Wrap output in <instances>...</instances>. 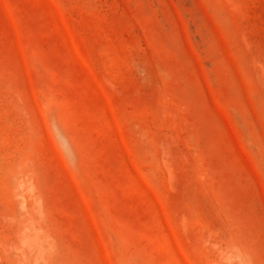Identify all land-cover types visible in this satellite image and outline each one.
Wrapping results in <instances>:
<instances>
[{
	"label": "rangeland",
	"instance_id": "1",
	"mask_svg": "<svg viewBox=\"0 0 264 264\" xmlns=\"http://www.w3.org/2000/svg\"><path fill=\"white\" fill-rule=\"evenodd\" d=\"M0 264H264V0H0Z\"/></svg>",
	"mask_w": 264,
	"mask_h": 264
}]
</instances>
